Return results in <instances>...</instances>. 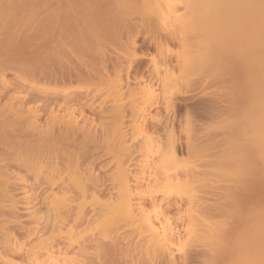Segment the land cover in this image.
I'll use <instances>...</instances> for the list:
<instances>
[{"label": "bare ground", "instance_id": "obj_1", "mask_svg": "<svg viewBox=\"0 0 264 264\" xmlns=\"http://www.w3.org/2000/svg\"><path fill=\"white\" fill-rule=\"evenodd\" d=\"M55 4L43 20L54 24L51 36L48 31L35 38L25 33L27 40L20 41L6 35L15 42L0 37V77L6 89L0 96L26 89L16 96L7 93V110L0 104V264H264V201L256 202L257 197L251 203L255 207L249 203L252 195L248 201V191L260 187L264 177V0ZM201 17L206 21L202 30ZM147 19L156 21L155 29ZM175 43L178 49L171 47ZM142 46L170 48L164 47L161 62L154 56L144 62L148 55L137 53ZM204 57L225 62L244 78L236 93L242 100L232 91L229 104L224 99L228 105L207 117L231 113L236 101L242 110L246 107L238 124L239 118L231 120L234 125L228 122L242 121L230 126L235 133L226 124L224 137L231 139L224 143L230 147L216 139L219 128L206 126L208 121L200 139H182L174 123L183 101L163 111L154 109L157 100L142 98L154 86H165V79L157 78L159 67L174 74L177 66L203 67L209 61ZM10 71L13 81L5 79ZM106 85L117 96L138 95L142 103L112 115L97 106L98 112L83 93L90 87L98 93ZM241 101L245 106L238 105ZM190 115L187 121L195 124L198 115ZM218 144L229 147L228 153L222 147L226 154H217ZM236 167L238 188L214 185L213 192L214 183H203L204 175H225V168ZM201 183L209 189L202 185L204 196L198 194ZM17 190L27 194L19 197Z\"/></svg>", "mask_w": 264, "mask_h": 264}, {"label": "rangeland", "instance_id": "obj_2", "mask_svg": "<svg viewBox=\"0 0 264 264\" xmlns=\"http://www.w3.org/2000/svg\"><path fill=\"white\" fill-rule=\"evenodd\" d=\"M55 2H56V0H0V4L2 5V6H4V9H6L7 11H6V13L10 10V7L12 6L14 9V11H16L15 13H14V11H13V13H14V15L15 16H12V13H11V11L12 10H10L9 11V15L11 16H8V14L7 15H5V16H7L8 18L5 20V16H2V18L0 17V37L2 36V40H3V38H5V36L7 35V36H11L12 38L14 37V36H16V37H18V38H21L20 39V41L21 40H23V38H25V41L27 40L26 39V37L24 36V34L26 33V34H30L31 36H33V34H35L33 37L35 38V37H37L38 35H43V33L46 31H48V32H50V34H48V35H50L51 36V32H53L54 31V24L52 23L51 24V22H50V20H49V22H50V24H49V22H48V24H45L46 23V21L47 20H44L45 18L47 19V13L46 12H49V10H50V12H51V8H53L52 6H54V4H55ZM9 6V9L8 8H6L7 6ZM56 5V4H55ZM12 7H11V9H12ZM0 8H1V6H0ZM2 9V8H1ZM4 9H2L0 12H3V10ZM16 9H18V11L16 10ZM183 8H181V10H179L178 11V14L179 13H181L182 12V14H183V10H182ZM47 10V11H46ZM46 11V12H45ZM5 12V11H4ZM46 13V14H45ZM52 13V12H51ZM31 14H33V15H31ZM0 15H4V13H2V14H0ZM51 15V14H50ZM45 16V17H44ZM204 17V16H203ZM203 17H201L202 19H204L203 21H201L202 19L201 18H199V22L197 23V24H199L198 25V27H201V28H199V29H203V28H205V26H206V24L204 25V23L203 22H205L206 23V21H205V18H203ZM48 19H49V16H48ZM118 18H116V20H117ZM43 20L45 21V23H43ZM4 21H5V23H4ZM144 21H148V22H152V21H150L149 19H147V20H144ZM155 21V20H154ZM154 21L150 24V25H152V24H154ZM155 23H156V21H155ZM152 27L154 28L155 26L154 25H152ZM155 29V28H154ZM46 32L44 33V34H46ZM3 34V35H2ZM19 35V36H18ZM41 35V36H42ZM6 36V38H7V42H8V39H9V41H11L12 39H11V37H7ZM21 36V37H20ZM24 36V37H23ZM27 36V35H26ZM31 36H29V37H31ZM47 36V35H46ZM45 36V38H50V36L48 37H46ZM44 37V36H43ZM5 38V39H6ZM15 38V37H14ZM13 38V39H14ZM11 39V40H10ZM2 40H0V42L2 41ZM17 40L18 39H16V42H17ZM46 40V39H45ZM4 41V40H3ZM6 41V40H5ZM13 42H15V40H12ZM11 41V42H12ZM19 40H18V42L17 43H19L20 42ZM1 44H2V42H1ZM9 44V43H8ZM7 43H6V45H5V43L3 44L4 46H7L8 45ZM145 46H142L138 51H137V53L140 55V54H146V55H148V57L147 58H145L144 59V62H150L151 60V58L153 57L154 59L156 58V61H158V62H161V55H164V52L166 53V48L167 49H169L170 47H168V46H158L157 48L155 47V46H152L151 47V49L150 50H148L146 47L144 48ZM164 47H166V48H164ZM172 48H174V49H178V47H179V44L178 43H175L174 45H172L171 46ZM202 47V46H201ZM143 48V49H142ZM162 48H163V51H162ZM199 51H201L202 53L204 52V51H202V49L201 50H199ZM161 52H163L162 54H161ZM197 52V51H196ZM159 54H160V56H159ZM184 54V53H183ZM199 54H200V52H199ZM151 55V56H150ZM198 55V54H197ZM3 56V55H2ZM199 56V55H198ZM202 56H204V54L202 55ZM201 56V57H202ZM175 57H176V55L174 54V55H171V60L173 61H175ZM210 57V56H209ZM205 59L204 60H208L209 58L207 57H204ZM203 59V58H202ZM201 59V60H202ZM200 59H199V57H198V63H199V61H201ZM203 60V62H205ZM212 60V62L210 61V59H209V61L206 63V64H204L203 63V67H201L202 66V64L200 63V64H198L197 62V64H195V65H199V66H196L195 68H192L191 66V69L190 68H188V69H186L185 67L183 68V69H185V71L181 68L180 70H177V68H178V66H177V68L174 70V74L173 73H171V72H167V70L166 69H163V68H158V69H156V73H157V78H159L160 79V81H161V79L162 80H164L165 79V81H166V84H165V86H163V87H159L158 85H157V88H156V86H154L153 87V89H150L149 91H147V92H145L144 94H143V97L142 98H144V97H148V98H150V99H152V100H154L155 102H157L156 103V105H155V107H154V109L155 108H158V110H165L166 108L167 109H172V108H174L175 107V105L177 104V103H179L180 101H183L184 103H182V102H180L181 104V108H180V110H179V117L176 119V121H175V123H174V125L176 126V128H177V130H176V132L178 133V135L182 138V139H187V138H189V139H191V141H193V140H196V139H200V138H198L200 135H204L203 134V131H204V128L206 127V126H209V125H213L212 127H215V125H216V127L218 126V128L219 129H216V131H215V133H217V134H215V135H219V137L218 136H216V139H223V140H225V141H223L222 140V142L224 143V142H226V140L228 139V138H226V137H224V136H226L227 134L226 133H228V130H227V128H228V125H229V130H230V132L231 133H235V131H234V129H233V131H232V129H231V127L230 126H232V127H235L237 124H238V121H240L241 120V118H243L242 116V114L244 113V111L245 112H247V110H245L246 109V107H245V109H241L242 107L239 105V104H241L242 106L244 105L245 106V104H244V101H241V102H239L238 103V105L240 106V107H238L237 106V101H236V103L234 102V104H235V106H234V108L233 109H236V113H234V115H233V112L232 111H234L233 109H231L230 111H231V113L229 112H227L228 113V115H227V113H226V115L224 114V111H222V113H223V115L222 116H224V117H222V116H220V117H218L219 115L217 114V117H214V118H210V119H212V120H210L209 118H207L208 117V114H209V112H211V111H213L214 112V110L217 112V110H218V112H220V110H223L222 108V106H225V105H228L229 104V101H230V99L233 97L232 96V94H234L233 92L235 91V95H237L236 93H238V91L240 92V90L238 89L239 88V86L242 88V81H244V78L241 76V71H240V74H239V71H238V73L237 72H235V74H234V70H231V69H228L226 66H227V64L225 63V62H222V61H219V60H217L218 61V63H215L216 62V60H213V59H211ZM213 61H215V62H213ZM202 62V61H201ZM220 62V63H219ZM224 63H225V65H224ZM215 64H217V65H215ZM201 65V66H200ZM205 65V66H204ZM194 66V65H193ZM186 67H188V66H186ZM230 67V66H229ZM227 68V69H226ZM163 69V70H162ZM179 69V68H178ZM190 69V70H189ZM161 70V71H160ZM177 70V71H176ZM231 74L232 72H233V75L235 76H233L232 74V76L230 75V74H228L227 73V71ZM165 72V75H166V77H165V75L163 74L164 72ZM181 71H183V72H181ZM187 71V72H186ZM231 71V72H230ZM236 71V70H235ZM166 72L168 73V75L166 74ZM9 73V72H8ZM7 73V74H8ZM170 73H171V75H170ZM237 73V74H236ZM6 74V75H7ZM160 76H159V75ZM163 74V75H162ZM239 74V75H238ZM162 75V76H161ZM175 75V76H174ZM238 75V76H237ZM173 77V79H172V77ZM176 76H180V78H177ZM14 75H12V72L10 71V73L7 75V77H5V79H7V80H14ZM165 77V78H164ZM242 77V78H241ZM112 78H114V76H112ZM169 78H171V80H172V82H173V80L175 81V83L173 82V83H171L170 82V79ZM177 80H176V79ZM167 79V80H166ZM243 79V80H242ZM1 80H2V78L0 77V82H1ZM10 80V81H11ZM167 81H169V82H167ZM187 82V83H186ZM161 83H163V82H161ZM170 83V84H172V85H168V84ZM191 83H192V85H191ZM187 84V85H186ZM244 84V83H243ZM3 85V86H2ZM90 86H92L91 84H89ZM113 85V84H112ZM132 85H134V84H132ZM190 85H191V89H190ZM194 86V87H193ZM3 87V88H2ZM109 88V89H107V88ZM164 87H166L165 89H166V91H164L165 89H164ZM161 88H163L162 90H161ZM171 88V89H170ZM240 88V89H241ZM1 89H3V90H6L5 88H4V84L1 82L0 83V90ZM14 89V88H13ZM12 89V91L10 90V92H8V91H6V95H2V97L0 96V101H2V102H0V104H1V107H3L5 110H7V106H6V104L5 103H7L8 101H9V96H12V95H20V93L21 94H23V93H25V92H23V90H25L26 91V89L25 88H23L22 90H20V89H16V91L15 90H13ZM104 89H106V90H104ZM112 89V91H109V90H111ZM169 89V91H167ZM17 90H20V91H18V92H20V93H18L17 92ZM94 90H96V89H94ZM101 91H99L98 93H97V91H96V93H95V91H93V90H91V87H90V89H88V91L87 90H85V92L83 93V94H85L86 95V93H87V97L89 98L90 97V102L91 103H94V107L98 110V108H102V113L104 112V109H105V114H113V113H115V111H118L119 109H123V110H130V109H132V107L134 108V106L136 105V104H138V105H140V103H142V98L141 97H138V95H136V96H131V95H128V94H126V95H122V96H117L116 94V92H113V91H115L114 89H113V87H111V86H105V88H104V86H103V91H102V89H100ZM177 90V91H176ZM180 90V91H179ZM87 91V92H86ZM233 91V92H232ZM13 92L15 93L16 92V94H13ZM32 92V91H31ZM113 92V93H112ZM178 92V93H177ZM7 93H9L8 95H7ZM18 93V94H17ZM116 93V94H115ZM185 93V94H184ZM231 93V94H230ZM34 94V93H33ZM72 94L74 95V94H76V93H74V92H72ZM239 94V93H238ZM241 94V93H240ZM93 95V96H92ZM227 95V96H226ZM229 95L230 96H232V97H230V99L229 100H227V98L229 97ZM234 95V96H235ZM91 96H92V98H93V100H91L92 98H91ZM238 96V98L237 97H234L235 99L237 98L238 99V101L239 100H242V98H243V96H242V98H240L241 96L240 95H237ZM240 96V97H239ZM3 97H4V99H3ZM8 97V98H7ZM209 97V98H208ZM224 97V98H223ZM139 98H141L142 100H140ZM206 98V99H205ZM217 98H218V100H217ZM210 99H211V101H210ZM227 101V103L228 104H226V101ZM8 100V101H7ZM157 100V101H156ZM186 100V101H185ZM204 100H205V102H204ZM208 100V101H207ZM225 102H224V101ZM7 101V102H6ZM141 101V102H140ZM198 101V102H197ZM217 101H218V103H217ZM235 101V100H234ZM211 102V103H210ZM217 104V106H216V104ZM3 103H4V105H3ZM192 103V104H191ZM201 103H202V105H201ZM207 103V105H205V104ZM185 104V105H184ZM187 104H189V105H187ZM211 104V105H210ZM214 104V105H213ZM224 104V105H223ZM3 105V106H2ZM138 105H136L135 107L136 108H138L139 106ZM159 105V106H158ZM191 105H192V107H191ZM200 107H199V106ZM210 105V106H209ZM97 106H98V108H97ZM189 106V107H188ZM195 106V107H194ZM197 106V107H196ZM207 108H206V107ZM212 106H216V109H215V107H212ZM93 107V106H92ZM198 107H199V109L201 110H199L198 109ZM205 109H204V108ZM210 107V109H208ZM222 107V108H221ZM135 108V109H136ZM189 108H190V110L191 111H185L186 109H188L189 110ZM194 108H197V110L196 109H194ZM218 108V109H217ZM225 108V110L226 109H228V108H226V107H224ZM239 110H238V109ZM244 108V107H243ZM4 109H0V110H4ZM25 109L27 110V107H25ZM96 109H94L93 108V110L95 111ZM106 109H107V112H106ZM153 109V110H154ZM211 109H213V110H211ZM90 110L91 109H88V114H89V112H90ZM92 110V111H93ZM157 110V109H156ZM156 110H154V111H156ZM200 112H199V111ZM203 110V111H202ZM208 110V111H207ZM237 110H238V112H237ZM63 111H64V113H63ZM100 110H98V112H99ZM108 111H109V113H108ZM193 111V112H192ZM198 111V112H197ZM227 111H229V109L227 110ZM100 112V113H101ZM187 112H191L190 114H192V115H190L189 113H187ZM202 112V113H201ZM212 112V113H213ZM216 112H215V114H216ZM217 112V113H218ZM62 113V114H61ZM101 113V114H102ZM196 113L198 116H196V115H194V114ZM199 113V114H198ZM200 113H201V115H203V114H205L206 115V113H207V116L206 117H203L202 118V116L200 115ZM60 116H63V115H65V110H62L61 109V111H60ZM90 114H92V113H90ZM104 114V113H103ZM186 114H187V117L190 115V116H193L192 118H195L196 119V117H197V119H196V121H195V124H197V125H195L194 123H192V122H189V121H187V117H186ZM189 114V115H188ZM220 115H221V113H219ZM205 115H203V116H205ZM196 116V117H195ZM226 116L228 117V120H227V118H226ZM231 116H233V117H231ZM111 117V116H110ZM232 119H231V118ZM241 117V118H240ZM205 118H207V119H205ZM216 118V119H215ZM222 118H224L223 120H225V122L222 120ZM237 118H239V120H237V124L235 125V126H233L234 124H235V122H236V120L235 119H237ZM45 120V118H42V121L41 122H43ZM110 120V119H109ZM216 122H215V121ZM219 120V121H218ZM222 120V121H221ZM230 120V121H229ZM234 121L235 120V122H232V121ZM208 121V122H207ZM210 121V122H209ZM221 121V122H220ZM227 121V122H226ZM45 122V121H44ZM199 122V123H198ZM204 122H207V123H205L206 124V126H204L205 124H203ZM218 122V123H217ZM230 122H232L231 124H233V125H230L229 123ZM188 123H192V124H194V125H189ZM42 124V123H41ZM199 124H203L202 126H200L202 129H200V127H199ZM209 124V125H208ZM217 124H220V125H217ZM224 124V125H223ZM226 124H228V125H226ZM241 124H243L242 123V121L241 122H239V125H241ZM43 126H45L46 125V122L44 123V124H42ZM239 125H237V126H239ZM199 127V128H197V127ZM223 127L224 126V128H225V130L226 131H224V128L222 129V130H220L221 128L220 127ZM236 126V127H237ZM46 127V126H45ZM227 127V128H226ZM219 130V131H218ZM202 131V132H201ZM220 131H222V133H223V135L221 134L220 135ZM205 132V131H204ZM219 132V133H218ZM206 133H207V131H206ZM205 133V134H206ZM230 133V135L232 136L233 134H231ZM200 134V135H199ZM225 134V135H224ZM236 134H237V132H236ZM218 137V138H217ZM222 137V138H221ZM229 137V136H228ZM201 138L202 139H204L203 138V136H201ZM225 138V139H224ZM229 139H231V138H229ZM229 139H228V141L227 142H229ZM221 140H220V144L222 143L221 142ZM224 144H229V143H224ZM232 144V143H231ZM230 144V145H231ZM219 145V144H218ZM221 145H223V144H221ZM221 145H219L220 146V148L221 149H219V147H218V149H217V152H216V148H215V150L213 151V152H215V154L217 153V154H221L222 153V151H223V153H224V150H226L225 152H227V149L230 147L229 145V147L228 148H225V146L223 147V146H221ZM234 146H235V144H233ZM224 148V150H222L223 148ZM231 148H232V146H231ZM231 148H230V150H231ZM236 147H234L233 148V150H236L235 149ZM238 149V148H237ZM220 150H221V152H220ZM229 150V151H230ZM232 150V151H233ZM208 151V150H207ZM237 151V150H236ZM211 151H209V153H210ZM206 153H208V152H205V154ZM222 153V154H223ZM228 153V152H227ZM235 153V152H234ZM216 154V155H217ZM224 154H226V153H224ZM232 154V152L230 153V155ZM235 155H237V153L236 154H234V156ZM234 156H233V158H234ZM228 157H229V155H228ZM237 157V156H236ZM185 158V157H184ZM187 158V157H186ZM232 158V159H233ZM109 159H110V156H109ZM111 159H113L112 158V156H111ZM229 159H231V158H229ZM41 164V163H40ZM39 164V165H40ZM112 164H114V162L112 163ZM38 164H36V166H37ZM231 165V164H230ZM236 165V164H235ZM34 167L35 169L36 168H40V167ZM232 166V165H231ZM234 166V165H233ZM232 166V167H233ZM226 168H228V167H226ZM225 168V169H226ZM224 169V171H225V173H227V174H223V175H221L222 174V172L218 175V173L216 174H214V175H218V177L216 176H214L213 174H210V176L209 175H204V176H202V177H204L203 178V183L206 181H209V183L208 184H211V183H214V184H211L210 186L212 187V185L214 186H216L217 188H218V186L219 185H221L220 187H226V184H227V186H230V185H232V186H235V185H237V184H239L238 182L240 181L239 179L241 178L240 176H239V174H238V172L236 171V169H237V167L235 168V170L234 169H232V170H230V171H226ZM252 170H253V168H251ZM38 169H36V171H37ZM220 169H218L217 171H219ZM221 170H223V167H221ZM220 170V171H221ZM251 170V171H252ZM258 170V169H257ZM257 170H256V172H254L253 171V173H254V178L257 176ZM35 171V170H34ZM38 171H40V169L38 170ZM219 171V172H220ZM41 172H42V169H41ZM40 172V173H41ZM215 172V171H214ZM39 173V172H38ZM39 173V174H40ZM251 174H252V172H250ZM42 174V173H41ZM209 174V173H208ZM251 174H249V175H251ZM255 174H256V176H255ZM212 175V176H211ZM253 175V174H252ZM258 175H260V174H258ZM206 176H208V177H210V178H214L213 179V182H212V180L211 179H209L208 177H206ZM214 176V177H213ZM240 178H239V177ZM261 176V175H260ZM237 177H238V180H237ZM249 176H247V182H250L249 181V179L250 178H248ZM251 177V179L253 180L254 178L252 177V176H250ZM208 178V179H207ZM257 178V177H256ZM259 179V178H258ZM262 179V180H261ZM260 180H258V181H260V183L261 182H263L262 184H260L261 186L260 187H258L257 186V189L256 190H254V188H256L255 187V185L253 186V185H251V186H253L254 188H252L250 191H248L249 193H250V195H248V201H250V199H249V196H251L250 198H254L251 202H249L250 204L251 203H256V202H260V201H264V177H263V173H262V178H261ZM255 180H257V179H255ZM217 181V182H216ZM238 181V182H237ZM205 182V183H206ZM211 182V183H210ZM252 182V181H251ZM250 182V183H251ZM254 182H256V181H254ZM203 183H201V185H198V186H200V187H198V189H199V192H198V194H201V195H205L206 194V191H204V189L205 190H207V183H206V187L204 186L205 184H203ZM249 183V184H250ZM253 183V182H252ZM225 184V185H224ZM230 184V185H229ZM202 185L204 186L203 188H202ZM184 186V185H183ZM182 186V187H183ZM213 187V189H212V191L213 190H216V189H214V188H216V187ZM239 186V185H238ZM250 186V185H249ZM211 187H208V188H210V191H211ZM218 188L219 190H221V188ZM236 187V186H235ZM235 187H233V188H235ZM179 188L180 189H183V188H181L180 186H179ZM185 188V187H184ZM195 188V187H194ZM196 188H197V186H196ZM202 188V189H201ZM236 188H238V187H236ZM259 188H260V190H259ZM194 190V189H193ZM202 192H201V191ZM209 190V189H208ZM207 190V191H208ZM218 190V191H219ZM248 190H249V187H248ZM262 190H263V192H262ZM31 191V190H30ZM29 191V192H30ZM251 191H252V193H251ZM257 191H259V193L261 192V193H263L262 195H261V193H260V195H259V193L257 192ZM19 192V193H18ZM20 192H21V194H20ZM29 192H28V194H29ZM195 192H197L196 190H195ZM214 192V191H213ZM16 194H17V196H18V194H20L19 195V197H21V196H23V195H26V194H22V190H17V192H15ZM31 194L30 195H32V194H34V192H30ZM248 193V194H249ZM256 193V194H255ZM35 195V194H34ZM259 195V196H258ZM33 196V195H32ZM239 196V195H238ZM261 196V197H260ZM235 197H236V195H235ZM260 198V199H258V198ZM235 199V198H234ZM233 199V200H234ZM236 199L238 200V198L236 197ZM235 199V200H236ZM258 199V200H257ZM262 199V200H261ZM234 200V201H235ZM257 200V201H256ZM260 200V201H259ZM2 200L0 199V202H1ZM256 201V202H255ZM248 203V202H247ZM260 203H262V202H260ZM250 204H248L249 205V207H250ZM259 204V203H258ZM252 205V204H251ZM262 205V207H264V204L262 203L261 204ZM253 207H255L254 205H252ZM251 206V207H252ZM34 212H36V213H34L36 216L38 215V213H37V211L35 210ZM33 214V213H32ZM33 214V215H34ZM40 215V214H39ZM36 216H33V217H36ZM32 218V217H31ZM26 220H28V219H26ZM23 221H25V220H23ZM34 224V223H33ZM2 234V233H1Z\"/></svg>", "mask_w": 264, "mask_h": 264}]
</instances>
